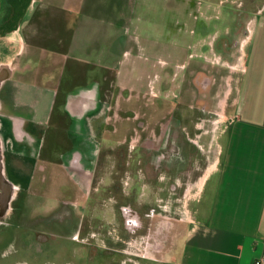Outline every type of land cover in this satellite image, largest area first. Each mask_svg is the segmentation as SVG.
Listing matches in <instances>:
<instances>
[{"label": "rangeland", "instance_id": "374dc122", "mask_svg": "<svg viewBox=\"0 0 264 264\" xmlns=\"http://www.w3.org/2000/svg\"><path fill=\"white\" fill-rule=\"evenodd\" d=\"M216 1L213 5L202 4L200 9L186 4L191 0H94L92 4L83 0L82 7L62 2L65 9L59 13L66 19L60 37L63 42L55 38L52 27L46 28L39 21V15L32 18L37 41L54 48L61 41L52 62L70 70L72 82L84 81L88 69L102 65L110 68L109 80L119 93L105 110L110 116L105 120V114L94 116L82 130L67 115H57L56 96L41 103L43 112L48 108L52 111L45 143L49 137H56L58 148H45L52 160L41 173L42 184L28 192L33 202H43L42 210H54L51 230L57 231L51 233L60 255L50 251L49 264H166L172 258L177 241L191 227L190 201L198 193L201 177L203 180L217 158V136L225 124L223 78L238 68L235 59L239 34L248 30L245 19L262 0ZM36 3H42L40 7L45 11L52 7L48 0ZM189 9L213 18L209 22L217 19L216 31L210 28L208 35L199 39L210 48L209 61L201 62L207 64L204 73L212 74L215 83L206 77L202 80L201 69L194 74L193 83L185 77L186 51L176 47L187 46L185 21L192 15ZM222 34L226 37L217 43ZM221 71L222 78L218 76ZM139 120L143 123L140 126ZM54 123L58 131L52 127ZM176 124L184 135L176 131ZM139 134L141 140L146 139V176L137 179L134 173L138 175L139 164L132 163L131 178L122 180L123 167L116 165L118 172L107 188L111 176L102 179L100 175L107 150L94 152L95 140H101V146L115 144L117 148L112 152H121L124 161L129 156L137 157L139 145L129 149L128 139ZM185 134L192 136L187 138ZM70 159L94 174L90 193L83 190L73 209L66 203V208L62 206L78 186ZM160 172L164 178L155 180L153 177ZM140 183L145 185V193ZM108 189L115 198L102 201ZM115 199L121 201L113 206V212L107 211L106 204L111 205ZM118 203L131 209L133 222L126 224L127 215L116 206ZM38 209L35 203L32 211ZM77 229L78 241H69ZM91 231L95 238L90 237ZM19 254L29 257L28 251Z\"/></svg>", "mask_w": 264, "mask_h": 264}, {"label": "crops", "instance_id": "0c3cea01", "mask_svg": "<svg viewBox=\"0 0 264 264\" xmlns=\"http://www.w3.org/2000/svg\"><path fill=\"white\" fill-rule=\"evenodd\" d=\"M22 1L26 3L22 2L21 14L9 20L5 18L8 2L0 0V174L4 178L7 176L14 187L28 192L42 184L41 173L52 160L45 150L58 148L56 137H49L45 143L44 135L49 128L52 111L48 108L43 112V99L56 96L57 115H67L69 121L80 125L77 129L82 130L94 116L105 114L119 93L114 88L115 83L109 80V67L95 65L88 69L84 81L74 83L70 70L52 62L66 27V19L59 13L65 9L62 2L82 7L83 0H48L52 7L47 11L36 0ZM93 1L85 0L89 4ZM215 2L191 0L186 4L198 9L202 4L213 5ZM189 10L192 15L185 21L187 46L176 47L181 52L186 51L185 77L192 82L194 74L201 69L202 80L206 77L215 83L212 74L204 73L210 48L199 39L208 35L210 28L216 26L214 22L217 19L209 22L213 19L210 16ZM34 15H39V21L46 28L52 27L55 38L61 39L55 40L59 41L55 48L37 41L32 24ZM244 26L248 30L239 34V54L235 59L238 68L231 70L228 79L225 74L223 78L221 100L225 124L217 136V158L203 180L201 177L198 193L190 201L191 227L177 241L173 256L166 264H254L255 258L264 254V0L245 19ZM225 37L222 34L215 41L221 44ZM220 52L223 51L220 49ZM218 76L222 78L223 72ZM81 94L87 96L80 97ZM89 94L93 103L78 110L81 108L79 100H88ZM107 116L110 115L105 114L104 120ZM56 123L52 127L58 131ZM175 128L184 135L181 127L176 124ZM191 136L185 134L184 137ZM131 137L130 141L135 138ZM94 143V152L107 150L103 153L106 160L100 168L102 179L111 176L107 188L114 181L113 174L118 172L116 165L120 169L123 167L122 180L131 178L129 165L132 163L139 164L138 175L134 173L137 179L146 176V161L142 164L137 157L130 159L131 156L123 161V154L117 158L112 152L117 148L115 144L101 146V140ZM70 160L78 186L67 195V200L62 201V206L66 208V203L73 209L79 204L77 197L82 198L83 190L90 193L94 174L93 170L82 167V163ZM118 161H121L120 165ZM134 175L133 178L136 177ZM153 178L161 180L164 177L160 172ZM140 187L145 193V185ZM107 192L106 196H113L111 190ZM118 201L121 200L106 204L107 211L113 212ZM42 203L36 204L40 206Z\"/></svg>", "mask_w": 264, "mask_h": 264}, {"label": "flooded vegetation", "instance_id": "af4514ba", "mask_svg": "<svg viewBox=\"0 0 264 264\" xmlns=\"http://www.w3.org/2000/svg\"><path fill=\"white\" fill-rule=\"evenodd\" d=\"M85 96L87 95L81 94L80 97ZM92 103L93 99L89 94L88 100H79L81 108H78V110ZM74 104H77V102L75 101ZM141 123L139 120L138 124L141 125ZM134 137L131 141L128 139V147L135 149L139 145L137 160L143 164L145 162L146 139L141 140L140 134ZM121 154V152L115 153L117 158ZM130 159H135L134 155ZM106 199L113 198L107 195ZM32 200L33 198L29 192L14 187V183L7 176L4 178L3 174H0V264H49L50 251L57 252L60 255L58 253L59 245L53 240V234L51 233L57 231V229L51 230L53 228L51 221L54 219L51 213L54 210L44 211L41 209L42 205L37 204L39 209L32 211L33 205L37 203V200L34 202ZM116 206L123 209L124 216L127 215L126 220L128 221L126 224L133 222V215H130L134 213L130 211L131 209L128 206L125 207V203H118ZM68 212L69 214L73 213L70 210ZM46 213H50V217H47ZM74 214L76 213L74 212ZM57 226H60V224H57ZM79 231L77 229V232H74L75 236H70L69 241H78ZM94 236V232L91 231L90 237L95 238ZM62 237H64V232ZM59 241L61 242V240ZM23 251H28L29 257H22L19 254ZM122 262L126 263V260L123 259Z\"/></svg>", "mask_w": 264, "mask_h": 264}, {"label": "trees", "instance_id": "16d2710c", "mask_svg": "<svg viewBox=\"0 0 264 264\" xmlns=\"http://www.w3.org/2000/svg\"><path fill=\"white\" fill-rule=\"evenodd\" d=\"M8 2V8L7 11L5 13V18L9 19L13 18L15 16H18L21 14V8L23 7L22 5V0H7ZM26 3V2H24ZM21 6V7H20Z\"/></svg>", "mask_w": 264, "mask_h": 264}, {"label": "built area", "instance_id": "2783aa9c", "mask_svg": "<svg viewBox=\"0 0 264 264\" xmlns=\"http://www.w3.org/2000/svg\"><path fill=\"white\" fill-rule=\"evenodd\" d=\"M254 264H264V254H262L261 256H259L257 258H255Z\"/></svg>", "mask_w": 264, "mask_h": 264}]
</instances>
